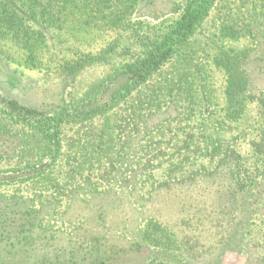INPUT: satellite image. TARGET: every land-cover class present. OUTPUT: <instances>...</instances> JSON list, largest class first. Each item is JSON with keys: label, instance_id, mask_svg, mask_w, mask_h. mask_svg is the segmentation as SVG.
<instances>
[{"label": "rangeland", "instance_id": "obj_1", "mask_svg": "<svg viewBox=\"0 0 264 264\" xmlns=\"http://www.w3.org/2000/svg\"><path fill=\"white\" fill-rule=\"evenodd\" d=\"M191 3L135 0L105 9L106 22L71 10L54 24L24 18L42 31L32 63L0 35V264H251L263 208L239 237L217 213L231 207L232 177L260 174L264 105L249 99L228 116L215 59L245 51L252 92L264 89V0H212L166 58L131 71ZM231 19L250 32L223 36ZM86 53L102 57L63 71ZM8 100L42 114L24 116ZM150 220L173 247L146 233Z\"/></svg>", "mask_w": 264, "mask_h": 264}, {"label": "trees", "instance_id": "obj_2", "mask_svg": "<svg viewBox=\"0 0 264 264\" xmlns=\"http://www.w3.org/2000/svg\"><path fill=\"white\" fill-rule=\"evenodd\" d=\"M12 1L0 0V35H5L3 38L8 37L26 50L28 54H26L25 60L31 63L33 57L36 58L33 55V51L36 50L39 40L41 41L42 31L40 27L35 29L32 25L26 24L24 18L34 24L38 20L54 24L57 18L59 20L64 19L71 10L78 18L86 16L89 20L103 19V22H106L107 14L105 9H109L110 13H114L116 10L121 11V7L131 6L135 2V0H14L19 3V6L15 7ZM211 1L199 0V3L195 5L192 3L186 5L180 18L172 26L170 33L160 42L151 44L145 57L138 64L131 66V71L140 75L166 58L176 40H182L194 32L198 20L205 14ZM250 30L246 23H239L233 19L225 21L220 27V33L230 39H238L250 32ZM101 57V55L86 53L82 59L66 60L61 66L64 72H72ZM215 61L227 74L226 97L228 116L239 117L244 112L246 102L249 99L257 100L260 105H264V89L260 92H252V79L249 70L246 69L245 51L221 49ZM7 103L11 109L18 110L24 116L33 117L42 114L34 108L19 105L14 100H8ZM255 149L264 160V132L260 140L255 144ZM229 175L232 176V173L222 174L224 178ZM232 179L234 183L230 185L234 190L231 207L229 209L225 205L219 207L217 216L219 221L224 220L227 225H236L238 228H234L230 232L239 237L241 235L240 231L250 223L249 220L252 218V213L257 209L263 208L261 221L264 222V163L258 178L251 183L243 184L234 180L235 178L233 177ZM251 196L256 199H252ZM250 200H253V202ZM146 229V233H150V235L157 234L158 231L164 234V228L153 220L148 222ZM258 231L262 233L257 234V237L253 238L251 245L248 244L250 255L247 260H251V264H264V228H259ZM164 235L161 236L163 237ZM165 236V244L173 247L171 241L175 243V240L170 236ZM223 236L226 237V234ZM154 240L157 241L156 239ZM191 246L193 247L192 244Z\"/></svg>", "mask_w": 264, "mask_h": 264}]
</instances>
